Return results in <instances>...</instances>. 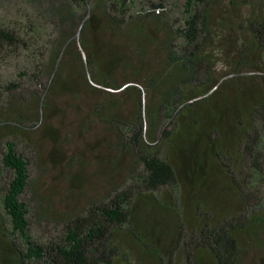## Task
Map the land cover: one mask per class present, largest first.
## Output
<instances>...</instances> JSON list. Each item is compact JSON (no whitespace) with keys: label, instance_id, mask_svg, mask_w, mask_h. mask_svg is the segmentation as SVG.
Masks as SVG:
<instances>
[{"label":"trees","instance_id":"trees-1","mask_svg":"<svg viewBox=\"0 0 264 264\" xmlns=\"http://www.w3.org/2000/svg\"><path fill=\"white\" fill-rule=\"evenodd\" d=\"M29 2L33 16L25 13L26 21L0 23V54L28 59L21 77L37 86L30 100L14 105L18 120L0 118L6 123L0 131H8L0 163L12 172L0 197V264H174L180 248L185 264H264V206L259 207L264 196L257 193L258 182H264V86L250 84L256 76L242 73L264 70V0H184L189 15L182 34L163 21L165 0L139 2L137 16L130 0ZM225 31L235 34L226 44ZM210 42L224 51L229 67L223 76L213 77L212 55L205 52ZM167 77L181 82L163 93ZM18 85L6 87V102L15 99ZM97 93L106 97L88 98ZM126 98L135 102L132 109L125 108ZM68 108L80 114L74 123L78 137L87 138L98 123L112 133L89 153L111 192L107 199L89 194L86 209L66 218L63 239L42 245L29 233V208L20 198L31 183L29 161L12 137L25 132L29 143L24 123L31 115L40 120L43 134H56L51 145L59 157L70 158L73 132L59 129L54 118ZM43 144L41 137L35 150ZM173 144L181 151V170ZM104 147L111 153L105 154ZM84 160L91 163L80 157V171L70 179L80 193L96 187L83 171ZM129 167L130 181L122 177ZM252 170L261 176L254 192L262 200L249 205L251 215L245 210L235 221L215 219L200 228L203 211L197 207L190 213L186 200L196 179L206 187L214 171L243 190ZM167 203L175 206L174 215ZM138 206L146 208V221L136 217ZM175 215L180 224L167 228L166 217ZM189 216L195 219L190 229ZM188 236L194 237L189 241ZM199 245L206 251L197 261Z\"/></svg>","mask_w":264,"mask_h":264},{"label":"rangeland","instance_id":"rangeland-1","mask_svg":"<svg viewBox=\"0 0 264 264\" xmlns=\"http://www.w3.org/2000/svg\"><path fill=\"white\" fill-rule=\"evenodd\" d=\"M130 1L133 2L132 10L135 11L133 12L135 16L139 15L140 10L136 11V9L140 8L141 6L139 2H141L142 4L148 2V0H135V2L134 0ZM148 7L149 9L152 8L150 6ZM186 8L187 7L185 5L184 0H165V11L162 15V19L165 23L172 27L173 31H177V29L180 28L181 30L179 29L178 31L179 34H182L183 25L189 15V12ZM25 13H29L30 16H33L34 13V10L32 9L29 0H0V23L9 21L13 22L17 19L21 21H26L24 15ZM234 37L235 34L225 31L224 39H226V42L225 40H222V42L226 44L228 42V38L231 39ZM175 44H178V42H175ZM221 47L222 46L219 45L216 46V42H210V44L205 48V52L212 55L211 64L214 78L226 74V70L229 67L225 59L224 51L218 50ZM130 50L134 53L133 47ZM144 50L145 52H147V49ZM181 50V48L177 47L175 49L176 52H180ZM166 56L167 51L163 49V59ZM11 58H4L3 55L0 54V118L4 120H18L13 118L15 114L19 112L15 111L14 105H16V107H19V102L23 103L24 101L30 100L34 95V91L37 89V86L32 80L21 77V69H23L25 64L28 63V59ZM134 62L135 59L133 60V63ZM154 67H157V62H155ZM242 73L244 75L256 76L255 78L250 79V84L264 86V82H261L260 78L264 76V70L242 69ZM144 75L148 76L149 72H144ZM180 82L181 79L179 80V82H176V80H172L170 77H167V80L163 81V93L167 92L168 85L174 83L180 84ZM13 84H19L18 87H16L12 93L15 96V99L7 100L6 102V87L8 85ZM97 94V96L88 95V98L96 99L98 97H106V93ZM123 100L124 102H126L125 108H128V105H130V109H132L133 104L135 102L131 98H126ZM105 101L109 103L108 99H105ZM34 106L36 107L35 111L37 112L38 105L35 103ZM206 106H209L208 103H206ZM62 113L64 114V116L62 114L58 116L54 115V118L56 121L60 122L57 124L59 129L63 130L64 128H66V132H73L69 135V141H71V144L67 148V154L71 158V163L68 162L70 158L62 159L61 157H59L58 151L51 145V143L54 141V138H57L56 134H49V137L43 134L42 124L40 120L36 119V117L29 118L31 115L29 117L26 116L28 118V121L24 123V125L29 130V143L23 139L25 132H19L18 136L12 137V139L17 142V147L19 151L23 152L29 161V174L31 183L25 193H23L20 198L27 204L29 208V233L37 243H41L42 245L51 243L55 244L63 239L66 228V218H68L70 214L82 213L86 209L87 197L89 194H92L95 198L102 196V199H107L106 195L111 192L110 184L103 177L102 173H98L99 164L97 163V158L95 160V158L91 154H89L90 152L95 153L93 150L91 151V148L94 147L96 144H101L102 140L104 139H110V130H108L106 126L99 123L98 127H95L96 123L93 122L91 124V127L96 128L95 132H90L87 138H84V136L78 137V124L74 123H78V118L80 116L79 112L72 108H68L67 111H64ZM258 121L261 122V120ZM4 124L6 123L0 122V129L5 126ZM5 130L6 129L0 131V155L6 142V136L8 135V131L6 130L5 132ZM41 137L44 143V148L41 151L37 152L34 146L37 144ZM44 138L46 139L44 140ZM57 146L58 144L56 145V147ZM101 146L103 147L105 145H100L97 147L99 148ZM59 147L63 146L59 145ZM111 150L112 149H109L107 147H104L102 149L105 154L111 153ZM171 152L176 155V163L178 168L181 170L182 162L180 156V149H177L176 145L173 144ZM86 156L91 163L95 162V164L92 165L91 163H87L84 160V167L86 163L87 165L83 171L87 173L88 180L90 181V183H95L96 187L95 189H92L90 187L89 189H86V191L80 193V191L76 192L71 187L70 179L74 178L75 172L80 171V165L77 164L80 161V157L86 158ZM131 169L132 168L129 167L127 170L123 171V179H127L128 177V180H131L129 176ZM0 170H2L0 179L1 197L4 193L2 192V190L5 189L6 182L10 178L12 172L7 169H4L1 166V163ZM261 175L263 178L264 171ZM122 177H117L118 184L120 185ZM260 177L261 176L255 170H252L251 177L248 178L250 184L247 185L243 179V190H239V187H237L236 184L232 183L231 177H227L225 179L220 174H217L216 172L212 171L207 177L208 184L210 183L209 185H207L206 187H201V182L199 179H196L195 186L191 185L195 188V191H187L188 195L186 196V200L189 201L187 208L190 213H192L193 208L195 210L197 207H199L203 211V214L198 216L200 228L204 227L207 224L212 225L215 223L216 220L221 223L225 219L235 221L239 218H242L243 214L239 215L238 212H243L245 210V212H248V210H250L248 209L249 205L252 202H261L262 199L259 200L256 197V193L254 192V188H256L255 182H257ZM126 183H128V181ZM258 185L259 192L257 193H261L264 196L263 180H260L258 182ZM87 187H89V185ZM241 191L243 194H241ZM159 194L160 192H158V195ZM191 200H196L195 204L192 203ZM173 204L177 208V205L174 202ZM173 204H166L167 207H170V213L172 214L173 210H176ZM263 206L264 199L259 204V207ZM145 209V207L139 209V206L136 208V217L138 219L140 218L139 221L147 220L145 215H143L142 213V210ZM233 211H237V213H234ZM251 213L252 211L248 212L247 214L251 215ZM213 215L215 216V218L213 217ZM262 215H264L263 211L260 213V216ZM179 221L181 222V219H178L176 215L173 220L167 216L165 225L167 228H174ZM185 223L187 224V228L190 229L195 225V219L192 216H189L185 220ZM259 227L260 228L258 229H261V227L263 226L259 225ZM247 230H250L249 226L247 227ZM200 236L201 235H199V237ZM193 237L194 236H188V238L186 239L191 241ZM257 238H260L259 235H257ZM142 240L145 242V244L149 243L147 237L145 236L142 237ZM205 251L206 250L201 245H199L197 250V261L199 259H204L203 257L205 255ZM31 262H33L32 259ZM101 264L108 263L102 262ZM174 264H185V252L182 250V248H180V252L174 258ZM187 264H193V262L191 261Z\"/></svg>","mask_w":264,"mask_h":264}]
</instances>
